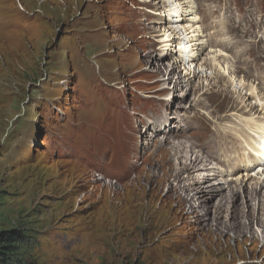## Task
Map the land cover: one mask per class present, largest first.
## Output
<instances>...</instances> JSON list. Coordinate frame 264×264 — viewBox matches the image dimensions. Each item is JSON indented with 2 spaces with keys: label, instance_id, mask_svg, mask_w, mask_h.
I'll return each instance as SVG.
<instances>
[{
  "label": "rangeland",
  "instance_id": "1",
  "mask_svg": "<svg viewBox=\"0 0 264 264\" xmlns=\"http://www.w3.org/2000/svg\"><path fill=\"white\" fill-rule=\"evenodd\" d=\"M148 1L0 0V233L16 237L0 264H264V204L254 181L241 194L223 190L214 213L219 194L197 193L201 175L178 172L180 157L172 155L179 141L207 156L222 152L219 142L234 132L228 115L241 119L243 103L254 105L249 120L263 114L264 80L249 70L256 50L263 53L264 26L253 34L242 28L251 32L264 18V0H201L203 25L196 13L189 23L202 26L203 36L222 29V40L201 51L192 46L199 56L190 69L201 72L177 69L192 78L187 92L174 86L177 75L167 79L175 54L162 59L160 74L154 68L170 37L166 21L154 22L168 20L167 7ZM223 5L234 29L217 26ZM230 39L243 56L222 50ZM213 51L226 55L213 62ZM211 57L212 65L201 66ZM249 88L257 94L241 101ZM198 96L185 112L184 137L176 127L167 136L161 116L175 121L172 109L182 116ZM154 119L159 126L148 128ZM191 202L209 209L203 220Z\"/></svg>",
  "mask_w": 264,
  "mask_h": 264
},
{
  "label": "bare ground",
  "instance_id": "2",
  "mask_svg": "<svg viewBox=\"0 0 264 264\" xmlns=\"http://www.w3.org/2000/svg\"><path fill=\"white\" fill-rule=\"evenodd\" d=\"M187 2H188V0H149L148 1L149 4L155 6L156 8L161 6V5L163 7L164 6L167 7V9L165 8V11L167 12L168 20H166L164 17V19L160 18L158 20H154V22L156 21L159 23V22H165L166 21L168 24L166 26H164V31L167 35L166 38L168 36L170 37L169 39L163 41L164 43H167L165 45L167 47V52H165V55L159 56L158 59H157V57L153 58L154 59L153 62L155 61V64H154L155 67L154 68L156 69L157 73L160 74L162 67H163V64H164V62H161L162 59L167 58L168 56H172V55L174 56V54H175V56L172 59H170V60L168 59L169 62L167 64L168 65L167 69H169V73L167 74V79L173 80V74L177 75L176 79L173 81L174 86L176 87V89L178 88V86L183 87V89H181V90L184 92H187V90H189L191 88V79L192 78L186 79L185 77H182L181 74L177 73L178 67L183 65L184 66L183 69H187L186 74L190 75L192 73L193 77L197 76V74H199L201 72V71H197L195 68H193V70L190 69L191 65L196 61V57L199 56V53L197 56H195L194 53H191L192 46H194V47L196 46V50L201 51L206 46L212 47V46L219 45L221 43V40H222V38L218 37V35L220 33H222V29H217L216 31H215V29L214 30L212 29L215 32H211V33L203 36L202 35L203 34V27L202 26H199L197 28L196 24H190L189 23L191 20H193V22L195 21V14L193 12V8L192 7L190 8ZM211 4L213 5V3H211ZM184 6L189 7V8L182 10V8H184ZM234 8L237 9V6L235 3H234ZM220 9H224L226 15H224L223 18L218 20V22H217L218 24L216 23L217 26L220 25V27H223V28H225L227 26V30L228 29H230V30L234 29L235 26L233 25V23H231L233 13H232L231 9L229 8V6L223 5ZM186 10L189 11L188 14L185 13ZM218 17H219V14H218ZM200 20L202 21L201 25H203V23H204L203 19L200 18ZM241 22H243V21H241ZM246 22H247V20H246ZM244 25H242V26H244ZM233 26H234V28H233ZM256 26H259V27L264 26V18L263 17L260 20H257L256 25L254 24V26L251 27V32L245 31L244 28H242V31H244L247 34H253V29ZM151 28H153V27H151ZM230 30H229V32H230ZM169 31H170V35L168 34ZM171 34H172V37H171ZM200 37H202V38H200ZM203 37H206L205 41H202ZM174 43H175V45H177V49H178L175 51V53H173L172 52L173 50H171V46H173L175 48ZM235 43L236 42L232 41L231 39L226 40L223 42V47L228 48L230 50H233L234 48H236L237 53L240 56H243L240 53V51L238 50L237 45ZM258 44H260L263 47V53H264V39L262 37L258 40ZM166 47H164V48H166ZM243 50L244 49H242V51ZM256 51H257L256 53H260L259 50H256ZM213 52H217V51H213ZM218 52L214 55L215 59H213V62H214V60L217 59V57L224 56L220 51H218ZM176 53H177V55H176ZM249 53L250 52L247 51L248 55H249ZM211 59H212V57L208 59L209 61L207 59H204L201 63V66L202 65H204V66L212 65ZM159 80H161V78H159ZM245 88L246 87L244 84H242L240 86V89H239V91L241 90L240 95L242 94V91ZM200 89H201V85L199 83L194 86V92H197ZM164 90H165V87L161 89V91H164ZM249 90L251 91L250 88H249ZM253 93H255L254 90L252 91V93L245 92L244 95H242L240 97L241 101H243V99L246 98L245 95L253 96ZM200 101H201V98H200V96H198L196 99L193 100V102H194L193 104H190L188 108L185 107L184 113L182 115V116H184V118H182V116L179 115L178 109L177 110L172 109V111H174L172 114H175L174 116H172V118H176V114H177V118L173 122L169 121L170 122L169 124H167V122H168L167 119H169V116L168 115H162L161 116V117H165V122H164L163 128L165 129L167 136H168L169 130L171 131V129L173 127H176L180 131V136L184 137L182 135L181 131L183 130L184 124H185V121H184L185 117H186L185 112L187 110L191 109L192 107H197ZM257 102H259V101H257ZM243 104H242V108H240L238 110L241 113L240 114L241 119L236 121L233 118H231L232 117L231 115H234V114L228 115V118H227L228 121H230L232 125L234 124L233 125L234 126V129H233L234 132H233V136H231V138H229L227 141L222 140L221 142H219L218 146H221L219 149L222 150L223 153L219 151V152H216V154H213V153H211V152H213V150H212L208 154L209 156H207V155L200 153L201 149L195 150L196 148H195L194 143H192V144L190 143L188 145V144H185L184 142H181V141H179L177 143L178 145L175 146V148H173L172 155L176 158L180 157V159H178L177 166L175 165V167H177L178 172H181V171L185 172L186 171L187 175H188L187 178H191L193 180H195L197 176L201 175L200 179H198V181H197V182L201 183V185L199 188H197L196 192L197 193L198 192L207 193V194L211 193L212 196H216V195L218 196V194H219V196H220L219 202L214 208V213H217V211L219 209H221L220 202L223 199V194H222L223 190L229 188L230 193H235V194L240 193L241 194L244 192L245 184L249 180L254 181V183H253L255 186L254 189H255V191L258 190V192L261 193V197H262V203L261 204L262 205L264 204V177H263V179H261L262 176L264 175V171H263L264 169H262V168H264V151L260 147V144H261L260 141L264 138L263 137L264 136V111H263L262 115H256L253 120H249L248 118H246L247 116L245 113H247V114L251 113V115L253 116L254 110H255V108L253 109L254 105L249 104V103H247V104L243 103ZM258 104L261 106L260 110H263L264 104L262 102H259ZM196 115H198V114H195V116ZM203 117L205 118V115H203ZM209 117L207 116L206 120H208L210 122V120H212V119H210ZM146 121H147L148 128L154 129V128L159 126V124H158L159 122L156 119L146 120ZM246 122L250 123L249 127L245 126ZM171 123H173V124H171ZM202 124H203L202 130H204L205 124L204 123H202ZM209 128H210V130L212 129L211 126H209ZM224 128H225L226 132H230V128H232V126L227 127V124H224ZM210 130H204V131L209 132ZM177 133L178 132L172 133V136L177 134ZM258 133L259 134L261 133L262 139L261 138L256 139V135ZM162 138H164V136H162ZM167 138H171V137H165V139H167ZM185 138L188 139V137H185ZM209 139H208V141H209ZM214 143L217 144L218 141H215ZM212 147L216 148L217 145L212 146ZM235 150H237V152H240L241 155H238V154L232 155V156L228 155L229 153H232ZM259 150L261 151V154L259 156H257L254 152L257 153ZM164 152L165 151H163V153ZM192 152L194 154L193 158H191V156H190ZM226 155L228 157H226V158L223 157ZM215 161H217L218 164L219 165L221 164V166H222V167L217 166V168L219 170L214 169V166L217 165L215 163ZM207 168H209L211 170H207ZM239 168H245L246 170H248V171L244 172V174L246 173L245 174L246 175L245 177H247L246 180L243 178V176H244L243 172L238 173V174L236 173V175L232 176V174L234 172H236L237 169H239ZM225 169L227 172L225 174V176H228V177H224L223 174L221 173V171H223ZM240 174H243L241 176V178H240ZM235 178H236V180H238L240 178L239 182L235 183V181H233ZM230 180H232V182H234L233 186L232 185L226 186L225 184H228V183L230 184V182H229ZM192 184H195V183L192 182ZM258 185H259V189H258ZM182 188H185V191L189 190V187L188 188L182 187ZM190 200H194V198L191 197ZM190 205L193 208L192 210H195L196 213H199L198 209L201 208V211H202V215H201L202 219L201 220H203V218H205L207 216L206 212L209 209L207 207H203L204 205H201L199 203L197 205H195L192 202L190 203ZM261 218H262V216H261ZM261 224H262L263 229L262 230L260 228L259 229L262 232L261 234H264V215H263V219L261 220ZM214 225L216 227H218V222L217 221L214 222Z\"/></svg>",
  "mask_w": 264,
  "mask_h": 264
},
{
  "label": "trees",
  "instance_id": "3",
  "mask_svg": "<svg viewBox=\"0 0 264 264\" xmlns=\"http://www.w3.org/2000/svg\"><path fill=\"white\" fill-rule=\"evenodd\" d=\"M14 237L13 235H10L8 233H0V255L2 250L9 249L11 245L9 244L11 240H13Z\"/></svg>",
  "mask_w": 264,
  "mask_h": 264
},
{
  "label": "built area",
  "instance_id": "4",
  "mask_svg": "<svg viewBox=\"0 0 264 264\" xmlns=\"http://www.w3.org/2000/svg\"><path fill=\"white\" fill-rule=\"evenodd\" d=\"M190 4L193 5L192 3H190ZM191 5H189L190 8L192 7Z\"/></svg>",
  "mask_w": 264,
  "mask_h": 264
}]
</instances>
